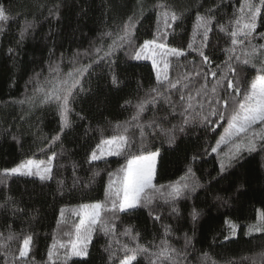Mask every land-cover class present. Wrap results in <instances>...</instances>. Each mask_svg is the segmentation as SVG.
<instances>
[{
    "label": "trees",
    "instance_id": "16d2710c",
    "mask_svg": "<svg viewBox=\"0 0 264 264\" xmlns=\"http://www.w3.org/2000/svg\"><path fill=\"white\" fill-rule=\"evenodd\" d=\"M244 0H0L10 10L11 18L0 22V170L11 168L26 159L48 160L53 152L57 157L53 162V179L40 182L36 177L10 176L0 183V203L11 197L22 212H14L11 207L0 208V232L7 235L9 226L16 233L17 240L11 242L9 251L15 252L23 234H33L34 264H48L47 252L53 242L74 239L75 225L79 223L74 215L76 206L104 199V189L108 184L110 172H117L126 164L121 156H106L93 165L86 163L87 154L100 139L114 134V125L130 119L135 108L125 105V100L133 101L145 97L147 91L155 85L154 69L147 60L130 59L126 51L116 53L115 64L101 61L93 64L85 76L86 90L76 97L70 113L72 127L65 129L60 140L50 144L60 128V116L54 104H21L33 95L34 77L40 73V79L48 76L49 64H59L62 72L73 67V57L79 52V62L89 63L91 57L83 55L103 43L110 42L102 37L107 31L116 32L122 27L127 17L134 13L140 18L136 24L135 42L142 43L156 32L158 13L156 6L164 3L178 13V20L170 29L167 43L173 47H183L188 53L180 58L182 63L194 61L200 65L196 52L187 50L191 42L192 30L197 12L204 13L212 7L216 9V19L227 24ZM59 6V19L49 15V10L56 11ZM141 5L143 12L141 15ZM218 6V7H217ZM25 19L35 22V27L21 39L20 33ZM163 30V25H160ZM264 14L258 21L256 38L253 44H264ZM199 40V37H197ZM226 33L220 32L216 25L210 34V49L213 55V67L227 59L223 49L229 46ZM9 49H14L9 54ZM94 54V53H93ZM239 54V50H238ZM173 70L170 75L175 78L176 68L173 58ZM78 66V65H76ZM243 73V78L251 80L256 75L255 69ZM115 72L119 84L113 85L111 74ZM239 71V69H238ZM173 99H176L174 96ZM142 121L146 122L155 115L163 118L167 105L148 106ZM84 117L81 119L80 117ZM180 117H169L163 122L167 129L178 123ZM226 124L215 131L194 124L186 127L184 132L176 133V140L169 144L163 134L149 136L146 147L160 149L155 183L168 185L184 176L187 166L191 164L197 178L204 187L195 192H186L176 201L179 214L172 212L171 202L158 198L149 207L138 208L132 212L119 213L113 221L116 234L106 235L97 230L88 247L87 257H72L57 264H114L108 260L105 251L111 244L117 258L123 255L120 248L127 243L135 246L131 237L125 236L124 230L131 227L133 233H139L140 244L155 251L161 240L167 239L172 247L186 252L182 255L184 264H252L264 261V233L248 234V225L257 222L259 214L264 211V155L245 154L223 177L217 176L218 158L210 148L215 146L223 134ZM18 137V141L12 138ZM43 149V150H41ZM208 150L207 152L205 150ZM222 151L227 146H222ZM135 148L133 153H135ZM197 155L193 162L191 157ZM128 158H131L130 156ZM76 165L75 172L73 165ZM94 172L99 175L93 177ZM213 177H216L213 179ZM91 179V183L88 181ZM116 180L117 177H112ZM63 181L61 185L58 183ZM75 181V185H74ZM243 184V188L240 185ZM164 191V190H161ZM221 196L227 201L217 200ZM201 213L194 223L191 218L193 208ZM64 209V222L59 226V213ZM158 212L160 220L150 215ZM229 221L238 225L236 234H231ZM170 232L165 234V227ZM71 233V235H65ZM191 237V244L186 246L185 236ZM226 237H228L226 239ZM205 254H207L205 256ZM0 257V261H2ZM33 264V262H29ZM136 264H149L147 254H139Z\"/></svg>",
    "mask_w": 264,
    "mask_h": 264
},
{
    "label": "snow or ice",
    "instance_id": "6c2138e0",
    "mask_svg": "<svg viewBox=\"0 0 264 264\" xmlns=\"http://www.w3.org/2000/svg\"><path fill=\"white\" fill-rule=\"evenodd\" d=\"M156 7L160 11L156 32L152 38L136 44L135 29L140 17L134 13L127 17L119 31L115 33L107 31L102 34V37L109 38V43L105 45L102 40L101 45L95 47L92 52L86 51L83 54L91 57L89 63L81 64L79 62L81 54L77 52L73 57V67L70 71L62 72L59 64L50 63L48 76L42 81L41 74L36 73L33 95L19 102L33 106L37 104L56 106L60 116V128L51 137L49 144L51 146L60 140L65 129L72 127L69 118L73 111L72 104L76 101V97L86 90L85 76L89 74L93 64L106 60L111 66L115 64L116 53L124 49L130 50L126 51V54L132 60H150L154 69L155 85L147 91L145 97L138 99L134 104L131 100L124 102L125 105L135 108L134 114L127 121L117 122L114 125V134L108 138L102 137L86 157V163L93 165L106 156L124 155L126 164L117 172L108 173L109 181L104 189L103 200L76 206L73 214L79 216L80 220L74 226V239L65 242L53 237L47 252L48 264H57L61 258L66 262L72 257H87L89 244L97 230L115 236L116 224L113 221L119 213L149 207L159 195L165 199V202H171L173 213L179 214V209L175 206L176 201L186 192H195L197 188L204 187L191 164L187 166L184 176L178 181L168 185L155 183L160 149L152 150L146 147L145 141L149 136L163 134L171 145L176 140V133L184 132L186 127L199 124L209 131H215L217 127L226 124L223 134L219 136L215 146L210 148V152L215 153L218 158V177H223L244 158L245 154L264 155V44L252 43L256 38L258 21L264 14V0H244L239 8V14H234L227 24L217 21L215 8L210 7L204 13L197 12L192 39L186 47L187 50L197 53L200 57V65H196L194 61L182 63L180 58L187 56L186 50L183 47L170 46L166 42L170 35L169 30L173 29V25L178 20H182V13L176 12L164 3ZM58 8L57 5L56 11L49 10V15L59 19ZM140 11L142 15V5ZM10 18V10L0 4V22H6ZM161 23L163 30L160 27ZM214 25L220 32L227 34L230 42L229 46L223 49L227 59L222 64H216L215 67H213L214 53L209 44ZM34 27V21L25 19L20 33L21 39ZM0 32H3L2 27ZM260 36L264 38V33H260ZM8 51L11 55L15 50ZM173 58L177 70L175 78L170 75L174 67ZM245 66H250V69L256 71V75L250 81L243 78V73L249 70ZM111 82L113 85L119 84V78L114 71L111 74ZM174 96L176 99H173ZM149 105H152L153 109L157 105H160L161 109L167 105L166 115L161 119L154 111L152 118L143 122L141 118L143 113L149 110ZM177 115L180 117L178 123L171 124L167 129L163 128L164 121H168L169 117L174 119ZM80 118L84 119L82 116ZM12 138L18 141L16 135ZM222 146H227V150L222 151ZM134 148L135 153H133ZM129 156L131 158H128ZM56 157L57 153L53 152L47 162L29 158L14 167L4 168L0 170V183H4L10 176L36 177L40 182L50 181L53 179V162ZM197 159V155L191 157L193 162ZM261 167H264V162L261 163ZM75 168L74 164V172ZM97 175L99 172L93 173V177ZM114 176L117 177L116 180L112 179ZM91 182L90 179L88 183ZM58 183L62 185L63 181ZM240 187L243 188V184ZM216 199L227 203L224 197L217 196ZM8 207L14 212L23 211L11 197L5 198L4 202L0 203V208ZM64 212L62 208L57 221L58 226L64 222ZM149 214L153 215V211L150 210ZM200 215L201 213L194 207L191 212L192 221L195 223ZM153 218L159 221V213L156 212ZM228 223L231 234L235 235L238 225L231 221ZM170 230V226L165 227L166 236ZM254 232L264 233V211L260 212L257 222L248 225V234ZM123 234L131 237L135 246L123 244L120 248L123 255L117 258L116 251L109 244L105 251L109 253L108 260L114 264H136L141 253L149 256V264H184L180 257L183 255L186 258L187 253L172 247L167 239L161 240L160 245L152 251L149 246L139 243V233H133L131 227L126 228ZM20 239L22 242L17 250L11 252L9 251L11 242L17 240L16 233L11 231L10 226L7 235L0 232V257L3 258L0 264H29L30 261L34 264L33 234H23ZM191 239L185 236L186 246L191 244ZM252 264L258 262L253 261ZM259 264H264V261H260Z\"/></svg>",
    "mask_w": 264,
    "mask_h": 264
},
{
    "label": "rangeland",
    "instance_id": "374dc122",
    "mask_svg": "<svg viewBox=\"0 0 264 264\" xmlns=\"http://www.w3.org/2000/svg\"><path fill=\"white\" fill-rule=\"evenodd\" d=\"M147 61H150V60H147ZM150 62H151V61H150ZM158 159H159V157L157 158L156 171H157ZM35 160H37V159H35ZM44 161L47 162V160H44ZM154 182H155V181H154ZM78 219L80 220V217H79V216H78ZM79 220H78V221H79Z\"/></svg>",
    "mask_w": 264,
    "mask_h": 264
}]
</instances>
